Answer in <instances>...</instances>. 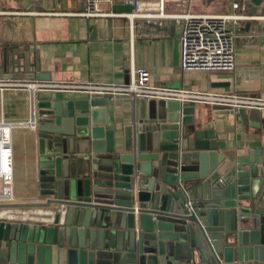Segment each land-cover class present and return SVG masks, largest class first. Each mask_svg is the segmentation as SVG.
Masks as SVG:
<instances>
[{
  "label": "water",
  "instance_id": "obj_1",
  "mask_svg": "<svg viewBox=\"0 0 264 264\" xmlns=\"http://www.w3.org/2000/svg\"><path fill=\"white\" fill-rule=\"evenodd\" d=\"M262 2L250 0L249 14ZM115 104L90 94L36 105L40 168L53 174L44 202L0 209L52 210L0 219V264H96L109 246L115 264H264V146L218 153L214 123L195 121L194 103L164 102L171 126L119 130L108 122ZM214 108V121L244 122L243 109Z\"/></svg>",
  "mask_w": 264,
  "mask_h": 264
},
{
  "label": "crops",
  "instance_id": "obj_2",
  "mask_svg": "<svg viewBox=\"0 0 264 264\" xmlns=\"http://www.w3.org/2000/svg\"><path fill=\"white\" fill-rule=\"evenodd\" d=\"M127 1L138 2L141 14L158 10L159 0H113L102 6L104 12L118 17L84 18L85 0H0V10L9 12L0 17V62L3 78L46 83H75L125 85L130 82L131 70L144 68L156 87L182 89L214 94H237L264 98V0L250 15V0H175L164 4L169 15L210 13L218 15H246L254 17L233 24L228 29L235 35V68L223 70H181L180 19H135L130 22L120 15L129 14L133 7ZM245 1V10L234 11L233 3ZM132 26V28H131ZM43 78V80H39ZM15 93V94H14ZM4 96V98H3ZM0 98V108L8 121L26 122L37 116V104L42 101L85 99L88 94L70 91H40L32 94L24 89H7ZM108 114V122L121 130L132 124L146 129L156 123H172L171 113L164 102L154 99L123 97ZM214 106L195 104V121L203 116L212 121L219 139L218 153H238L264 146V111L244 110L242 122L237 115L213 120ZM38 121V119H37ZM120 132L115 146L120 149ZM37 128L15 129L12 132V170L14 203L34 204L42 192V178L52 177L51 171L40 168L45 157L39 153ZM145 152L153 146L144 138ZM230 148V150H229ZM76 172V171H75ZM84 172L81 176H85ZM81 187H78V190ZM77 190V189H76ZM49 197H46L47 200ZM42 208L0 209V218L10 212L29 221ZM46 213L52 209H45ZM20 216V217H19ZM30 222V221H29ZM116 231L120 228L116 225ZM111 246L98 253L96 264H115Z\"/></svg>",
  "mask_w": 264,
  "mask_h": 264
},
{
  "label": "built area",
  "instance_id": "obj_3",
  "mask_svg": "<svg viewBox=\"0 0 264 264\" xmlns=\"http://www.w3.org/2000/svg\"><path fill=\"white\" fill-rule=\"evenodd\" d=\"M175 0H159L157 12L141 14L138 2L127 1L133 7L125 17L132 25L135 19H180L181 70H223L235 68V35L228 29V23L255 19L246 15H218L210 13H192L189 10L180 15H169L164 11V4ZM113 0H85L83 10L77 14L84 18L118 17L111 12L101 10L102 6L112 5ZM234 11L245 10L247 3H233ZM9 12L0 10V17H7ZM264 19V17H263ZM132 28V26H131ZM24 89L32 94L40 91H70L94 94L117 100L123 97L131 99H154L162 102L194 103L209 106L226 107L234 112L240 109L264 111V98L243 96L237 94H214L182 89L156 87L150 82V74L144 68L131 70V79L125 85L75 84V83H46L39 81H18L3 78L0 62V98L7 89ZM34 116V113H33ZM26 122L8 121L0 108V204L14 203L13 170H12V132L15 129L35 128L33 120ZM189 205V204H188ZM38 211V215L47 214ZM3 216L12 221L19 219L10 212L3 211ZM35 218L38 220V217ZM20 217V216H19ZM2 219V218H0ZM21 219V218H20ZM27 219V217H26ZM31 221L32 218H29Z\"/></svg>",
  "mask_w": 264,
  "mask_h": 264
},
{
  "label": "bare ground",
  "instance_id": "obj_4",
  "mask_svg": "<svg viewBox=\"0 0 264 264\" xmlns=\"http://www.w3.org/2000/svg\"><path fill=\"white\" fill-rule=\"evenodd\" d=\"M15 94V93H14ZM3 98H4V96H3Z\"/></svg>",
  "mask_w": 264,
  "mask_h": 264
},
{
  "label": "rangeland",
  "instance_id": "obj_5",
  "mask_svg": "<svg viewBox=\"0 0 264 264\" xmlns=\"http://www.w3.org/2000/svg\"><path fill=\"white\" fill-rule=\"evenodd\" d=\"M0 55H1V53H0Z\"/></svg>",
  "mask_w": 264,
  "mask_h": 264
}]
</instances>
